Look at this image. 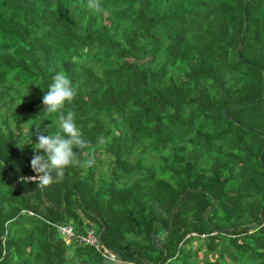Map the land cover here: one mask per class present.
I'll list each match as a JSON object with an SVG mask.
<instances>
[{"label":"trees","instance_id":"trees-1","mask_svg":"<svg viewBox=\"0 0 264 264\" xmlns=\"http://www.w3.org/2000/svg\"><path fill=\"white\" fill-rule=\"evenodd\" d=\"M86 4L0 0V264H264V0ZM58 72L95 164L43 189Z\"/></svg>","mask_w":264,"mask_h":264},{"label":"clouds","instance_id":"clouds-1","mask_svg":"<svg viewBox=\"0 0 264 264\" xmlns=\"http://www.w3.org/2000/svg\"><path fill=\"white\" fill-rule=\"evenodd\" d=\"M86 7L94 13L103 11L101 0H87ZM76 94V88L69 77L64 72H58L42 97L44 112L58 119L60 130L54 135H44L37 130V142L33 145L34 155L30 162L36 175L30 179L36 182L38 187L58 182L64 176L66 168L91 167L95 164V148L82 137L75 122V112L71 108L65 112L66 105H71ZM105 142L103 136L98 138V145ZM85 148L90 151L84 153L87 159L82 161L80 154L73 149Z\"/></svg>","mask_w":264,"mask_h":264},{"label":"built area","instance_id":"built-area-1","mask_svg":"<svg viewBox=\"0 0 264 264\" xmlns=\"http://www.w3.org/2000/svg\"><path fill=\"white\" fill-rule=\"evenodd\" d=\"M55 226L58 228V232L61 235V237L64 238L66 241H70L74 239V240H78L79 242L92 245L98 249L102 248L103 246L102 241L100 240V237L96 236V234L93 231H91L87 235L81 236V235H77L74 227L71 225L59 224ZM112 257L114 256L111 255V258Z\"/></svg>","mask_w":264,"mask_h":264},{"label":"water","instance_id":"water-1","mask_svg":"<svg viewBox=\"0 0 264 264\" xmlns=\"http://www.w3.org/2000/svg\"><path fill=\"white\" fill-rule=\"evenodd\" d=\"M226 113H227V112H226ZM261 159H262V158H261ZM36 186H37V185H34V188H35ZM41 187L44 189L45 186H41ZM183 197H184V196H183ZM183 197L181 198V200L183 199ZM181 200H180V202H181ZM180 202H179V204H180ZM179 204H178V205H179ZM177 207H178V206H177ZM65 210H66V208L63 209V211H65ZM263 213H264V209L262 210L261 219H262V217H263ZM206 215H207V214H206ZM206 215H205V217H206ZM261 219H260V221H261ZM260 221H259V222H260ZM259 222H258L257 224H259ZM157 225H158V224H156V228H157Z\"/></svg>","mask_w":264,"mask_h":264},{"label":"crops","instance_id":"crops-1","mask_svg":"<svg viewBox=\"0 0 264 264\" xmlns=\"http://www.w3.org/2000/svg\"><path fill=\"white\" fill-rule=\"evenodd\" d=\"M88 226L90 227V224L88 223Z\"/></svg>","mask_w":264,"mask_h":264},{"label":"bare ground","instance_id":"bare-ground-1","mask_svg":"<svg viewBox=\"0 0 264 264\" xmlns=\"http://www.w3.org/2000/svg\"><path fill=\"white\" fill-rule=\"evenodd\" d=\"M33 183V182H32Z\"/></svg>","mask_w":264,"mask_h":264},{"label":"rangeland","instance_id":"rangeland-1","mask_svg":"<svg viewBox=\"0 0 264 264\" xmlns=\"http://www.w3.org/2000/svg\"><path fill=\"white\" fill-rule=\"evenodd\" d=\"M63 210V209H62Z\"/></svg>","mask_w":264,"mask_h":264}]
</instances>
